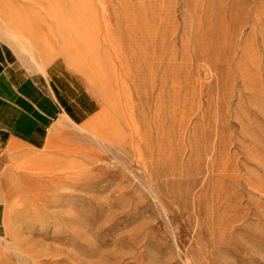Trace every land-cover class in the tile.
<instances>
[{
    "label": "rangeland",
    "instance_id": "rangeland-1",
    "mask_svg": "<svg viewBox=\"0 0 264 264\" xmlns=\"http://www.w3.org/2000/svg\"><path fill=\"white\" fill-rule=\"evenodd\" d=\"M27 3L109 28L123 64L102 42L82 45L80 70L62 57L46 68L60 62L95 115L124 123L119 100L140 133L103 145L67 122L51 147H2L0 236L51 247L39 264H264V0H0L4 24ZM25 153L66 162L19 172ZM19 188L40 215L30 232L4 213ZM2 249L0 264H26Z\"/></svg>",
    "mask_w": 264,
    "mask_h": 264
},
{
    "label": "bare ground",
    "instance_id": "bare-ground-1",
    "mask_svg": "<svg viewBox=\"0 0 264 264\" xmlns=\"http://www.w3.org/2000/svg\"><path fill=\"white\" fill-rule=\"evenodd\" d=\"M26 6L25 9L30 11H26L24 8L20 11L7 10V24H4L2 18V14L5 12L0 11V38L12 45L18 56L21 59L28 60L37 71L45 72L47 64L57 57H62L71 69L80 70L78 61L81 57L82 45L97 44L99 48L102 42L108 45V48L104 47L103 51L107 52L109 48L112 49L116 56L120 58L119 62L123 64L121 58L123 53L120 45L116 43L117 41L108 27L102 33L100 24H98V20L94 15L88 13V17H76L72 12L63 11L59 3L46 14L34 10V7L28 5V3ZM108 101L111 102L110 98H108ZM112 106L124 116L126 122L122 123L113 118L108 112L103 111L82 124H76L70 120H68V124L74 128L76 127L81 135H87L103 145L113 144L114 138L120 137L126 127L131 129L133 134L140 133L139 125L127 114L119 100L113 101ZM66 126H68L67 123L59 121L50 130L47 139V144L50 147L55 144L57 132L63 130ZM104 132H108L110 137L106 136ZM24 147L36 149L12 141L7 147V156H12V154L23 150ZM24 158L18 164L19 172L36 173L42 169L52 174L60 170L59 165L66 162V160H55L51 157L33 153H25ZM66 179H71V177ZM18 192L17 198L12 202L7 204L5 201L4 213L6 212V205L9 206L7 211L14 213L15 223L20 222L22 228L30 232L29 227L33 226V220L40 219V215L33 217L37 210L35 202L29 199L27 193L21 188ZM16 231L17 229L10 230L13 239ZM2 248H14L18 259H23L26 264H31V262L39 264L36 258L49 255L51 249V247L45 248L43 242L31 238L30 235L26 239L19 240L18 243L0 236V253L4 252ZM56 251L69 254V251L63 249H57Z\"/></svg>",
    "mask_w": 264,
    "mask_h": 264
},
{
    "label": "crops",
    "instance_id": "crops-1",
    "mask_svg": "<svg viewBox=\"0 0 264 264\" xmlns=\"http://www.w3.org/2000/svg\"><path fill=\"white\" fill-rule=\"evenodd\" d=\"M99 109L83 81L60 62L31 72L0 38V149L12 141L40 149L59 121L82 124Z\"/></svg>",
    "mask_w": 264,
    "mask_h": 264
}]
</instances>
